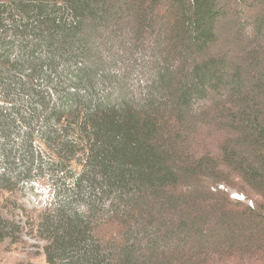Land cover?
Listing matches in <instances>:
<instances>
[{
  "label": "trees",
  "instance_id": "obj_1",
  "mask_svg": "<svg viewBox=\"0 0 264 264\" xmlns=\"http://www.w3.org/2000/svg\"><path fill=\"white\" fill-rule=\"evenodd\" d=\"M39 182L47 264H264V0H0V192Z\"/></svg>",
  "mask_w": 264,
  "mask_h": 264
},
{
  "label": "rangeland",
  "instance_id": "obj_2",
  "mask_svg": "<svg viewBox=\"0 0 264 264\" xmlns=\"http://www.w3.org/2000/svg\"><path fill=\"white\" fill-rule=\"evenodd\" d=\"M226 190L233 200H242L234 190ZM47 198L44 182L37 183L34 189H26L20 193L0 192V215L8 217L21 228L17 236L0 242V264H47L43 253L45 242L35 231L39 217L46 207ZM110 228L103 226L101 233L112 234Z\"/></svg>",
  "mask_w": 264,
  "mask_h": 264
}]
</instances>
